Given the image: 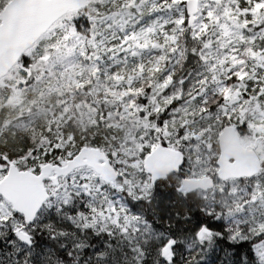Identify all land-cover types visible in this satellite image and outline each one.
I'll use <instances>...</instances> for the list:
<instances>
[{"label":"snow or ice","instance_id":"snow-or-ice-1","mask_svg":"<svg viewBox=\"0 0 264 264\" xmlns=\"http://www.w3.org/2000/svg\"><path fill=\"white\" fill-rule=\"evenodd\" d=\"M0 81L57 98L0 147V264H264V161L208 138L264 151V0H0Z\"/></svg>","mask_w":264,"mask_h":264},{"label":"trees","instance_id":"trees-1","mask_svg":"<svg viewBox=\"0 0 264 264\" xmlns=\"http://www.w3.org/2000/svg\"><path fill=\"white\" fill-rule=\"evenodd\" d=\"M13 82H10L5 88L0 89V147L7 144L9 148L18 150L19 147L25 143L26 139H30L33 135L39 136L38 125L44 123V120L36 119L35 114L38 107L44 105V100L38 102L41 86H35L30 91L18 92L15 88V82L14 84ZM13 94L15 95V100L18 99L20 101L19 105L15 103V100L12 105L8 103L9 97ZM45 99L47 105L55 107L57 100L56 96H45ZM29 102L32 103L28 104ZM69 102L71 103V100ZM42 108L44 109V106ZM24 111H27V113ZM84 111L86 112L87 110ZM80 119L81 117L77 116L69 128V131L75 132L77 136H80L83 131L80 125ZM1 129L7 131L2 132ZM96 131L98 130L88 133L89 137L94 135ZM219 132L213 130V133L208 137L213 145L215 153H218L217 137ZM2 133H4L3 136ZM247 142L248 141H246V143ZM198 175H203V173H199ZM161 195L167 196L168 193L162 192ZM245 250H247L246 245L241 251Z\"/></svg>","mask_w":264,"mask_h":264},{"label":"water","instance_id":"water-1","mask_svg":"<svg viewBox=\"0 0 264 264\" xmlns=\"http://www.w3.org/2000/svg\"><path fill=\"white\" fill-rule=\"evenodd\" d=\"M74 3L75 0H67ZM221 170L225 173L246 171L250 162L258 167L259 161L253 151H248L240 145L239 139L230 129H224L219 137ZM232 158V163H229Z\"/></svg>","mask_w":264,"mask_h":264},{"label":"rangeland","instance_id":"rangeland-1","mask_svg":"<svg viewBox=\"0 0 264 264\" xmlns=\"http://www.w3.org/2000/svg\"><path fill=\"white\" fill-rule=\"evenodd\" d=\"M10 82H13V81H0V89H1V88H5ZM13 84H14V82H13ZM16 98H17V96H16ZM14 100H15V95L13 94L12 96L9 97V99H8V103L12 105V103L14 102ZM43 100H44V105H46V104H47V101H46L45 97H44V98H41V92H40V94H39V101H38V102H41V101H43ZM32 102H33V101H32ZM32 102H29L28 104H30V103H32ZM15 103L19 105V104H20V101H19L18 99H16V100H15ZM44 105L38 107L37 112H36L35 115H37V113H41V112L44 111V109L42 108ZM24 112L27 113V111H24ZM1 131H2V132H3V131L6 132L7 130L1 129ZM3 135H4V133H2V136H3ZM2 136H1V137H2ZM258 141H259V138H257V141H256L255 143H253V142H249V141H248V142L246 143V146H248V147H249V146L252 147V148H253V151H254L255 153H257V155H258L260 161H264V151H262L261 147L256 146V145L258 144ZM243 144L245 145L244 142H243ZM247 144H248V145H247ZM250 149H251V148H250ZM254 149H255V150H254Z\"/></svg>","mask_w":264,"mask_h":264}]
</instances>
